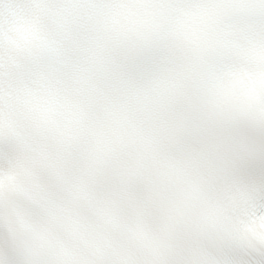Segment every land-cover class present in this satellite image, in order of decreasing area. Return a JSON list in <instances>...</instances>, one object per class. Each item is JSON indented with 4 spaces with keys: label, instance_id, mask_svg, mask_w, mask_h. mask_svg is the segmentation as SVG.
Listing matches in <instances>:
<instances>
[{
    "label": "snow or ice",
    "instance_id": "6c2138e0",
    "mask_svg": "<svg viewBox=\"0 0 264 264\" xmlns=\"http://www.w3.org/2000/svg\"><path fill=\"white\" fill-rule=\"evenodd\" d=\"M0 264H264V0H0Z\"/></svg>",
    "mask_w": 264,
    "mask_h": 264
}]
</instances>
